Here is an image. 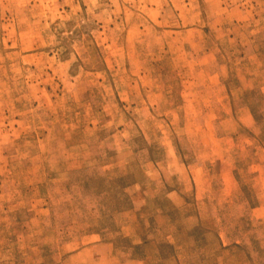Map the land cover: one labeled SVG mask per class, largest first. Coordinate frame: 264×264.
Instances as JSON below:
<instances>
[{"label":"rangeland","instance_id":"1","mask_svg":"<svg viewBox=\"0 0 264 264\" xmlns=\"http://www.w3.org/2000/svg\"><path fill=\"white\" fill-rule=\"evenodd\" d=\"M0 264H264V0H0Z\"/></svg>","mask_w":264,"mask_h":264}]
</instances>
